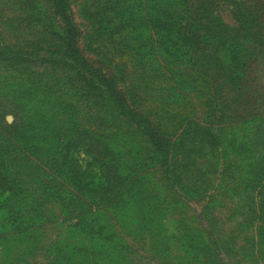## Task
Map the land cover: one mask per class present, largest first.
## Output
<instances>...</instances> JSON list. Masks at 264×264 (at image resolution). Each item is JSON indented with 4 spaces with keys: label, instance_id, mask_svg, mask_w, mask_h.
Returning a JSON list of instances; mask_svg holds the SVG:
<instances>
[{
    "label": "trees",
    "instance_id": "trees-1",
    "mask_svg": "<svg viewBox=\"0 0 264 264\" xmlns=\"http://www.w3.org/2000/svg\"><path fill=\"white\" fill-rule=\"evenodd\" d=\"M50 1L61 32L53 25L41 24L45 34L59 38L53 48L45 47L47 55L39 56L43 69L31 67V60L38 55L12 52L10 45L0 46L1 61L23 64L18 76L20 82L13 83L0 76V225L4 222L19 227L16 222H21L20 206L27 192L20 169L26 163L41 160L55 183L50 191L64 214L76 217L74 227L85 235L105 240L108 247L126 251L124 236L116 230H106L99 207L117 209L127 200L141 202L149 196L142 174L150 163L149 166L157 162L165 174L177 180H180L177 167H185V163L176 158L175 151L176 147H181V137L166 135L158 112L142 109V101L146 100L142 94L154 92L160 112L167 113L171 118L168 121L179 124L177 127L181 130L191 126V133L185 138L190 150H197V145L209 148L223 145L226 139L222 137L223 130L213 127L210 121L196 120L192 116L188 124L189 117L177 110L176 99L169 100L172 97L169 91H176L183 99L191 92L211 101L213 93L209 90L217 85L219 88L224 84L243 86L245 77L239 75L238 64L242 59L239 54L245 47L235 41L242 33L223 28L226 25L213 12L214 0H85L82 10L92 17L94 40L103 38L121 46L123 38L128 36L135 55L154 61L150 71L143 66L138 67L141 71L134 69V81H146V91L141 90L143 86L130 82L124 92L113 74L93 66L77 46L69 0ZM31 12L35 17L44 16L35 9ZM251 35L255 38L251 41L255 47L249 56L255 60L264 45V32L255 29ZM156 56L162 57L167 65L158 62ZM190 60L200 65L205 79L209 73H214L217 79L210 78L209 86L207 79L205 85H194L197 79L185 73L183 77L191 80L182 85L181 71L168 64L177 67L176 63L180 65ZM161 78L163 81H159ZM164 79L169 81V91L162 86ZM259 85L257 83V89L252 90L255 93L261 90L255 97H260L263 104L260 103L256 112L264 114V89ZM191 96L188 95L190 101ZM8 112L14 115L11 122L5 118ZM83 114H91L93 119L89 120H95L100 128L87 124L80 117ZM263 116L260 121L264 120ZM259 136L263 153L256 158L254 154L247 164L246 185L253 187L258 196L254 214L264 222L263 130L255 128L253 139L247 142H241L242 138L233 139L234 143L227 145L230 148L235 144L236 151L242 147L253 151L252 145L260 142ZM227 154H224L223 166L228 164ZM184 160L191 171L200 170L193 160ZM193 181L197 183V179ZM134 215L135 223L140 218L152 221L139 212ZM262 234L264 227L258 231L259 236Z\"/></svg>",
    "mask_w": 264,
    "mask_h": 264
},
{
    "label": "rangeland",
    "instance_id": "rangeland-1",
    "mask_svg": "<svg viewBox=\"0 0 264 264\" xmlns=\"http://www.w3.org/2000/svg\"><path fill=\"white\" fill-rule=\"evenodd\" d=\"M84 3L85 0H69L79 49L93 66L113 74L116 84L124 92L130 82L143 86L141 90L146 91V81H134V69L141 71L138 67L143 66L144 70L150 71L154 61L135 55L128 36L123 38L121 46L110 44L103 38L94 40V24L92 17L82 10ZM31 9L44 14L39 16L41 20L32 14ZM213 12L226 25L225 30L233 32V29L243 34L235 41L243 49L245 47L239 54L242 59L238 64L239 75L245 77L244 87L224 84L219 88L217 85L214 90H209L213 99L206 101L201 94L191 92L184 93L185 99L181 98L176 91H169V81L165 79L162 86L172 96L169 100L176 99L177 110L189 117L188 124H191V116L196 120L210 121L213 127L223 130L225 143L214 148L197 145V150H190L185 138L189 137L191 126L181 130L177 127L179 124L169 122L171 118L157 107L159 100L155 93L144 92L142 95L146 100L142 101V109L158 112L166 135L181 137V147H176L175 151L176 158L180 163L184 162L185 167H177L180 179L177 180L165 174L154 161L142 174L149 196L141 202L127 200L117 209L99 207L106 230L113 229L124 236L128 246L126 251L108 247L105 240L85 235L74 227L72 223L76 217L64 214L50 191L55 188V183L47 175L44 162L38 160L26 163L20 169L27 190L20 206L21 222H16L19 227L4 222L0 225V264H96L95 261L97 264H174L177 261L183 264H264V235H258L264 222L254 214L258 196L253 187L246 185L247 164L251 163L254 154L256 158L263 153L261 136L260 142L252 145L253 151L245 147L236 151L235 144L230 148L227 145L228 142L234 143L233 139L242 138L241 142L253 139L255 128L264 133V120L260 121L264 114L256 112L260 103L263 104L260 97H255L261 90L256 93L252 90L257 89V83L264 89V45L255 60L249 56L255 47L251 42L255 40L251 31L260 29L264 32V0H214ZM44 23L61 32L60 21L50 0H0V46L10 45L12 52L38 55L31 60V67L36 70L44 68L39 56L47 55L45 47L53 48L59 39L45 34L41 28ZM156 58L167 65L162 57ZM10 63L9 60H0V76L13 83L20 82L18 76L23 64ZM176 64L177 67L168 65L181 71L182 85L191 80L183 77L185 73L197 79L194 85H205L207 79L209 86L212 83L210 78L217 79L214 73H209L205 79L206 75L201 73L200 65L194 60ZM162 78L159 81H163ZM189 94L192 95L191 101ZM13 116L8 112L5 118L11 122ZM80 117L95 129L100 128L95 120H89L91 114ZM246 146L249 147V143ZM225 152H228V164L223 166ZM185 158L193 160L194 166L200 170L191 171ZM86 200L89 202L88 198ZM138 212L148 219L151 217L152 221L140 218L135 223L134 214ZM77 247H86L87 250Z\"/></svg>",
    "mask_w": 264,
    "mask_h": 264
}]
</instances>
